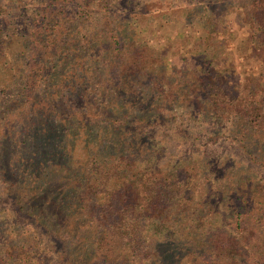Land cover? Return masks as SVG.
I'll return each mask as SVG.
<instances>
[{
  "label": "trees",
  "instance_id": "16d2710c",
  "mask_svg": "<svg viewBox=\"0 0 264 264\" xmlns=\"http://www.w3.org/2000/svg\"><path fill=\"white\" fill-rule=\"evenodd\" d=\"M224 1L0 0V180L19 216L44 224L31 204L54 202L65 222L43 226L57 264L98 252L264 264L262 175L226 153L165 161L167 145L146 132L168 126L193 149L230 141L264 166V0L235 15L259 72L234 85L232 35L209 7ZM150 11L183 26L198 16L197 37L182 35L183 67L140 38ZM12 215L0 209V264H42Z\"/></svg>",
  "mask_w": 264,
  "mask_h": 264
},
{
  "label": "rangeland",
  "instance_id": "374dc122",
  "mask_svg": "<svg viewBox=\"0 0 264 264\" xmlns=\"http://www.w3.org/2000/svg\"><path fill=\"white\" fill-rule=\"evenodd\" d=\"M188 2L189 0H165L163 8L167 9L168 7L188 5ZM249 2L250 0H225L223 2L224 7L217 8V4H212L213 6H209L210 8H212L210 12L214 10L213 16L218 17V14L221 12L225 14L224 17L223 15L219 17L221 22H217L216 26H218L219 30H222L224 34L226 33V36L229 34L232 35V38H230L231 40L226 46L227 49H230V56L228 58L230 67L228 66V68L230 70V73H232L233 68L236 71L235 73L233 72V76L230 75L229 81L231 85H234L236 83H245L246 81L244 79L248 77L250 73L255 72L256 74L259 72V66L257 62L252 60V58L249 56V53H247V51L243 47V41L246 38L249 30L247 28L241 29L240 27H238V19L240 18L238 17V19H236L235 17V15L240 13V11L244 7H247L249 5ZM213 3H216V0H213ZM155 4L156 2H153L152 9L157 8ZM199 6H202V4H199ZM151 12L152 11L147 12L146 14V16L149 17L144 25L147 31L143 33L140 38L146 41L151 47L166 49L167 57L170 60V63H172L173 66H176V68L183 67V63L181 60L185 56H187V53L184 46L186 39L182 35H187L191 38L192 36L197 37L198 33L200 32L198 30L200 28V26H198V23H201L198 22V16L193 18V21L190 24H186L183 26V24L179 23L178 21V18L180 16H172L175 18V21L166 23V19L164 17H162V19L156 20L151 19ZM226 38L228 39V37ZM241 39H243V41ZM238 55L242 57V60L241 58H238ZM231 77L234 78L231 79ZM169 128L170 127L168 126H165L163 128L153 127L146 130L148 134H152L153 131L157 132V138L164 141L167 145L165 161L172 160L175 156L180 157L181 155L185 154V152L190 153L192 151H196L197 154H201V152L203 151L210 157H215L217 155L222 156L226 153L233 156L240 162L249 165V167L254 168L255 171L262 175V177L264 178V166H261V168L253 166L254 163L250 161L249 156L243 153L244 151L242 145L231 143L230 141L220 140L216 141L215 143L204 142V145H197L196 149H193L189 147L184 138L180 139L179 136L174 133V130ZM202 128L209 129L211 128V124L209 123L207 126L205 125ZM257 163H260V161ZM4 188L5 184L0 180V209L3 212V216L7 215V213L9 212H13V215H16L18 217L19 215L16 214L14 205L5 194ZM53 203L54 202L49 197L43 196L42 198L37 200V203L31 205H37V207L43 213V218L46 221L44 222V224L50 223L52 225H62L65 222L64 218L60 215V212ZM16 223H21L23 229L20 230H24L25 233L31 235L37 243L39 251L36 253V255H34V257H37L39 260H41L42 264H57L58 259L55 248L56 246L51 241V237L45 234V227L43 226L44 224L39 223V220H35L33 217H26L21 215L18 217V220H16ZM180 247V245L175 246V248L178 249ZM175 248L173 247L172 249ZM82 251H84V247L82 248ZM129 255L130 256L127 258L117 259L112 254H110L108 259H101L100 252H98L96 257H91L89 260L84 261L83 263H78L74 260V264H163V260H160V258H153L152 260L151 258H144L143 253V256H135L134 254H132V252ZM76 256L79 261L82 260L81 252H78ZM181 257L182 255L180 253H177L172 257V262H169L167 264H180ZM210 263L214 264L213 262Z\"/></svg>",
  "mask_w": 264,
  "mask_h": 264
}]
</instances>
